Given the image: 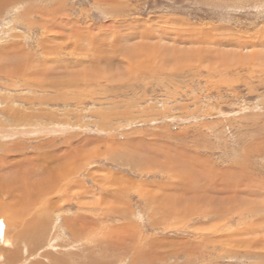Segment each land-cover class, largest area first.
Listing matches in <instances>:
<instances>
[{"label": "rangeland", "instance_id": "obj_1", "mask_svg": "<svg viewBox=\"0 0 264 264\" xmlns=\"http://www.w3.org/2000/svg\"><path fill=\"white\" fill-rule=\"evenodd\" d=\"M6 208L0 264H264V0H0Z\"/></svg>", "mask_w": 264, "mask_h": 264}, {"label": "bare ground", "instance_id": "obj_2", "mask_svg": "<svg viewBox=\"0 0 264 264\" xmlns=\"http://www.w3.org/2000/svg\"><path fill=\"white\" fill-rule=\"evenodd\" d=\"M89 53V52H88ZM46 204H47V202H46ZM19 206H20V203H19ZM45 207H47V206H45ZM50 208H53V207H50ZM45 209V208H44ZM54 209V208H53ZM16 211L15 212H11L10 211V208H6V209H0V230H2V231H0V237H3L2 239H0V242H3V243H5L6 241H7V239H8V237H7V239H4V237H6V236H8V231H10L11 229L10 228H6V231L4 230L3 231V225H2V216H3V218H5V214H8L9 215V218L11 217L12 218V220H13V218L14 217H16V219L18 218V216L20 215V212H19V210L18 209H15ZM41 210H42V208H41ZM40 210V211H41ZM52 210V209H51ZM51 210H50V212H51ZM36 211H38L39 212V210H37L36 209ZM42 212V211H41ZM45 212H46V210H45ZM47 212H49V211H47ZM44 213V214H48V215H50L49 213ZM40 214H42V213H40ZM29 215H30V213H29ZM38 215V214H37ZM36 215V216H37ZM25 217L27 216V215H24ZM39 216V215H38ZM37 216V217H38ZM31 217V216H30ZM56 217V216H55ZM29 218V217H28ZM59 218V217H58ZM41 220H38V222L37 223H35V224H33V225H30V226H28L27 225V227H28V231L29 232H27V237H32V238H35V239H38V238H40V236L42 235V236H44L45 237V235H43V233H44V230H45V228H46V226H45V223H40L41 221H44V219L43 218H40ZM28 220V219H27ZM26 219H24V222H28ZM36 220V219H35ZM11 221V220H10ZM16 220H14V223H16L15 222ZM19 223V222H18ZM73 225V224H72ZM68 226H70V225H68ZM67 226V227H68ZM74 226V225H73ZM71 227V229H72V226H70ZM2 228V229H1ZM69 228V227H68ZM54 229H56V228H54ZM47 230V229H46ZM45 230V231H46ZM48 231V230H47ZM45 232V233H48V232ZM56 231V230H55ZM55 233V232H54ZM17 234L20 236V235H23V234H20L19 232H17ZM49 234V233H48ZM56 235V234H55ZM41 236V237H42ZM50 237V236H49ZM56 238V237H55ZM15 239H17V238H15ZM45 240V239H44ZM49 240V239H48ZM56 240V239H55ZM79 240H80V238H79ZM81 240H82V238H81ZM8 242V241H7ZM33 242V241H32ZM46 242H47V240H46ZM80 243V242H79ZM1 245V244H0ZM2 246V245H1ZM44 246H46V245H44ZM6 253V252H5ZM20 253V252H19ZM50 253V252H49ZM52 253V252H51ZM47 254H48V252H47ZM53 255V254H52ZM61 255H63V254H61ZM39 256V255H38ZM56 256V255H55ZM64 256V255H63ZM51 257V256H50ZM54 256H52V258H53ZM61 257V256H60ZM24 259V258H23ZM54 259H55V257H54ZM53 259V260H54ZM22 260V259H21ZM51 260V259H50ZM25 261V260H24ZM6 262V261H5ZM20 263V262H19ZM65 264V263H64Z\"/></svg>", "mask_w": 264, "mask_h": 264}]
</instances>
